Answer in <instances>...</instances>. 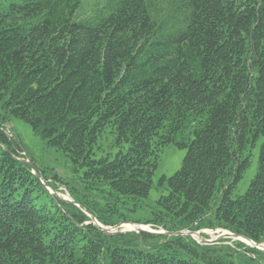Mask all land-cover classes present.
Segmentation results:
<instances>
[{
	"label": "trees",
	"instance_id": "obj_1",
	"mask_svg": "<svg viewBox=\"0 0 264 264\" xmlns=\"http://www.w3.org/2000/svg\"><path fill=\"white\" fill-rule=\"evenodd\" d=\"M81 3L0 0V116L30 123L110 197L102 207L84 201L37 169L84 208L51 193L0 128V264H264L263 249L230 238L125 245L88 214L107 226L221 228L264 242V140L255 177L232 197L247 144L264 138V0H117L89 23L76 20ZM106 133L127 145L113 159L96 157ZM172 143L187 153L161 179L169 192L133 219L124 197L149 196Z\"/></svg>",
	"mask_w": 264,
	"mask_h": 264
},
{
	"label": "rangeland",
	"instance_id": "obj_2",
	"mask_svg": "<svg viewBox=\"0 0 264 264\" xmlns=\"http://www.w3.org/2000/svg\"><path fill=\"white\" fill-rule=\"evenodd\" d=\"M116 1L117 0H82L81 6L76 13V20L86 23L92 22L96 16L107 14L110 7L113 6ZM0 128L13 138L12 147L22 150L23 154L27 153L28 157L39 171L45 173L47 176H51L53 173L60 175L75 197H81L84 201L88 200L90 202H95L101 207L108 201L107 197H110V189L106 185H98L96 188L89 187V183L83 179V169L76 171L70 157L62 150L50 146L41 134L32 128L30 123L16 117H9L6 120H2L0 116ZM263 140L264 138L261 137L257 142L253 143V141H250L247 144L244 154L250 156V164L243 177L234 187L232 197L235 198L244 194L252 179L255 177L258 171L260 146ZM126 148L127 145L123 147L116 144L113 133H106L104 137L100 139V147L96 150V157L108 155L113 159L119 151H125ZM186 153V147H178L173 143L164 147L161 152L158 167L153 175V186L149 196L146 198L124 197L125 203L121 206V211L128 213L133 219H146L153 210L155 211L158 208L157 200L160 199L162 195L169 192L167 183L165 181L161 183V179L163 177H171L181 168ZM68 189L63 184L59 186L58 194L61 197L70 199L72 197ZM136 203L139 204L138 207H136ZM135 208L138 209L137 212H133ZM149 227L153 228L152 225H149ZM158 230L165 229L159 228ZM202 230L201 234L203 237L207 239H216L214 242L223 239V237H217L225 232L221 230V228H205ZM127 233L128 232L117 234L120 236L119 241L125 242V245H129L128 243H130L143 249L151 248L158 243L164 242L166 239H175L178 236L168 234H154L146 238L142 235H138L136 238H133L132 235L123 236V234ZM161 236H164V238ZM196 239L200 241V238L196 237ZM230 239L231 241L225 243L235 244L237 241L233 238ZM169 249L170 251H177L179 255L186 254L185 250L176 242H171Z\"/></svg>",
	"mask_w": 264,
	"mask_h": 264
},
{
	"label": "water",
	"instance_id": "obj_3",
	"mask_svg": "<svg viewBox=\"0 0 264 264\" xmlns=\"http://www.w3.org/2000/svg\"><path fill=\"white\" fill-rule=\"evenodd\" d=\"M24 155H25V157H22L20 159L22 161L28 163V165L32 168V172L35 174L36 178L41 180V182L46 186L47 189H49V191L51 193H55L57 196L61 197L57 191L53 190L50 186H48L44 182V180L42 179V177H41L40 173L38 172L36 166L30 160L27 153H24ZM51 190H53V191H51ZM61 198L68 200V201H71V202L75 203L76 205L80 206L81 208H84L82 205H80L79 203H77L73 199H69V198H65V197H61ZM88 214H89L90 218L92 219V221L94 223H96L107 234H122V233H126V232H136L138 235H142L144 233L168 234V235H190L195 239H196V237L200 238L199 242H204V243H212L216 240V239H207V238L203 237V235L201 234V232L203 230H197V231H192V230H188V229L178 230V231L156 230V229L150 228L149 225H145V224H141V223H134V222H121V223H118L114 226H107V225L102 224L93 214H91V213H88ZM126 224H132L134 226V228H126L125 227ZM221 230H223L225 232L223 234H220L217 238H220V237L233 238L236 240L246 242L248 245H250L252 247H256L258 249L264 250V242L256 243L255 241H253L252 239H250L246 236L236 234V233L230 232V231L225 230V229H221Z\"/></svg>",
	"mask_w": 264,
	"mask_h": 264
},
{
	"label": "bare ground",
	"instance_id": "obj_4",
	"mask_svg": "<svg viewBox=\"0 0 264 264\" xmlns=\"http://www.w3.org/2000/svg\"><path fill=\"white\" fill-rule=\"evenodd\" d=\"M125 227L126 228H134V226L132 224H126Z\"/></svg>",
	"mask_w": 264,
	"mask_h": 264
}]
</instances>
